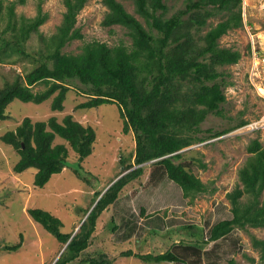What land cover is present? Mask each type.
Segmentation results:
<instances>
[{"label":"trees","instance_id":"1","mask_svg":"<svg viewBox=\"0 0 264 264\" xmlns=\"http://www.w3.org/2000/svg\"><path fill=\"white\" fill-rule=\"evenodd\" d=\"M129 1L142 21L128 12L120 0H102L107 11L101 21L105 27H123L130 39L129 45L123 41L109 45L93 40L83 43L79 52H65L66 45L83 38L76 27V17L87 0H62L65 9L61 21L47 37L39 30L47 19L41 0L32 17L17 14L15 10L26 0H0V63L11 61L14 56L34 62L24 76L15 75L12 82H6L0 89V121L7 118L6 109L15 99L39 104L51 98L50 111H62L72 82L78 81L83 87L77 92L86 99L75 108L87 110L103 103H115L122 130L131 134L133 142L129 160L123 155L119 157L121 171L102 189L92 193L89 207L81 209L77 226L71 223L68 229L49 211L28 209L32 218L61 244L51 264H70L80 256L97 230L100 215L118 201L121 190L136 179L143 185L141 177L147 162L151 161L149 167L153 165L147 185L164 173L168 181L180 187L182 197L188 198L189 203L198 194L215 191V187L209 189L185 164L175 162L183 155V151H177L248 123L239 119L229 129L212 132L210 128L207 135H198L199 125L208 113L222 114L221 104L226 101L224 87L231 84L224 79L226 71L222 68L237 63L242 56L237 49L219 45L222 35L243 26L241 0H184L183 7L169 15L164 0ZM217 14L224 17L215 24L209 23ZM205 27L208 29L201 33ZM32 32L43 43V50L37 55L25 49ZM247 49L250 51L251 47L248 45ZM38 84L42 89L34 90ZM56 137L60 142H54ZM95 138L94 128L82 124L70 113L60 120L55 115L47 120L25 116L14 128L0 135V141L18 153L12 167L14 172L35 168L33 184L37 187H43L53 174L68 167L72 150L77 154L78 167L83 170L81 162L91 154ZM246 149L249 156L238 170V183L225 195L231 216L215 222L203 243L216 241L235 227L264 228V147L258 138H253ZM78 167L73 173L89 182ZM83 174L90 173L84 170ZM139 213L143 217L154 214L145 213L143 206ZM108 228L110 234L115 233L117 221L112 218ZM187 228L192 230L193 226ZM133 230L129 228L125 238L131 237ZM250 239L259 254V262L264 263V239L255 235ZM195 243L198 245L193 242L189 246L196 251L199 247ZM20 245L21 242H15L4 249L14 251ZM120 254L142 262L185 263L171 249L160 253L126 249ZM87 264H110V261L101 256L89 258Z\"/></svg>","mask_w":264,"mask_h":264},{"label":"rangeland","instance_id":"2","mask_svg":"<svg viewBox=\"0 0 264 264\" xmlns=\"http://www.w3.org/2000/svg\"><path fill=\"white\" fill-rule=\"evenodd\" d=\"M38 1L26 0L24 5H17L15 10L17 14L32 17L36 13ZM120 1L128 12L142 21L129 0ZM164 1L169 7L168 15L183 7L184 2ZM41 2L47 19L39 30L47 37L60 23L65 8L62 0ZM106 11L102 0H87L76 17V27L83 38L74 40L63 50L79 52L83 43L93 40L104 41L109 45L123 41L129 45L130 39L123 27H105L101 24ZM223 17L217 14L209 19V23L215 24ZM241 17L243 26L228 31L219 39L220 46L237 49L242 55L237 63L222 68L226 71L224 79L231 82L224 87L226 101L221 104L222 114L208 113L199 125L201 131L198 135H207L210 128L212 132L229 129L239 119L248 123L256 122L258 127L247 123L217 137H206L204 141L185 148L182 157L175 160L185 164L209 189L215 187V191L198 194L189 203L188 198L182 197L180 187L168 181L164 173L159 174L160 179L147 185L153 165L149 167L151 163H146L141 177L143 185L136 179L121 190L118 201L100 215L89 246L70 264H87L89 258L101 256L107 258L110 264H264L259 262V254L251 246L250 239L251 235L264 239V228L235 227L224 237L203 243L208 229L215 222L231 216L230 204L225 195L238 183V170L249 156L246 149L248 142L258 138L264 147V94L258 86V81L264 80V0H241ZM207 29L205 27L201 33ZM41 42L40 36L32 32L25 43L26 51L37 55L43 50ZM33 66L31 59L16 56L7 63H0V89L5 87L6 82H12L15 75L24 76ZM252 69L256 70L258 77L254 80L252 76L249 77ZM72 85L63 101L62 111H50L51 98L39 104L15 99L6 109L7 118L0 121L1 135L5 130L14 128L25 116L32 120H47L49 116L55 115L60 120L64 114L70 113L82 124L92 126L96 134L91 154L81 162L83 170L78 167L77 154L72 150L68 167L61 173L53 174L43 187L33 184L35 168L14 172L12 167L18 159V153L9 144L0 141V264H51L61 244L32 218L28 209L49 211L68 229L71 223L77 226L81 209L89 207L92 193L102 189L121 171L119 157L123 155L128 161L133 152L131 134L122 130L117 105L103 103L79 110L75 105L86 99L78 93L81 92L79 87L83 85L78 81L72 82ZM33 88L39 90L42 85ZM54 142H60V139L56 137ZM77 167L89 182L73 173ZM84 170L90 174H83ZM242 199L245 201L246 196ZM141 206L145 207V213L154 214L143 217L139 213ZM112 218L117 221L118 229L110 234L108 224L112 223ZM188 225H192L193 229L188 230ZM129 228L134 229L133 234L125 238L124 233ZM15 242H21L16 250L4 249ZM193 242L198 243H195L199 247L196 251L189 246ZM126 249L138 253H160L171 249L185 263L142 262L133 256H122L121 251Z\"/></svg>","mask_w":264,"mask_h":264},{"label":"built area","instance_id":"3","mask_svg":"<svg viewBox=\"0 0 264 264\" xmlns=\"http://www.w3.org/2000/svg\"><path fill=\"white\" fill-rule=\"evenodd\" d=\"M253 52H254V50H253ZM252 53V52H251ZM258 55H260L259 54V52H258ZM259 57V56H258ZM253 71L249 74V77L250 76H252V78H253V80L255 79V78H258L257 77V72H256V70L255 69H252ZM253 74V75H252ZM264 77V76H263ZM258 83H259V90H261V92L264 94V80L263 81H258ZM262 123H263V121H262ZM250 126H253L254 128H257L258 127V125H257V123L256 122H254V123H248ZM248 124H246V125H248ZM245 125V126H246Z\"/></svg>","mask_w":264,"mask_h":264},{"label":"clouds","instance_id":"4","mask_svg":"<svg viewBox=\"0 0 264 264\" xmlns=\"http://www.w3.org/2000/svg\"><path fill=\"white\" fill-rule=\"evenodd\" d=\"M247 124V123H246ZM245 124V125H246ZM245 125H243V126H245ZM190 146V145H189ZM189 146H187V147H184V148H182L181 150H179V151H177V152H180V151H183L185 148H188ZM153 161V160H152ZM151 162V161H150ZM147 163H149V162H147ZM137 166H139V165H137ZM135 167V166H134Z\"/></svg>","mask_w":264,"mask_h":264}]
</instances>
